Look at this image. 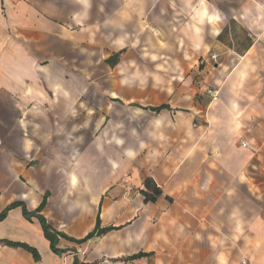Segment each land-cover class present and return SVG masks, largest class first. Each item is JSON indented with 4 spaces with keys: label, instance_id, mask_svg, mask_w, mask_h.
<instances>
[{
    "label": "crops",
    "instance_id": "1",
    "mask_svg": "<svg viewBox=\"0 0 264 264\" xmlns=\"http://www.w3.org/2000/svg\"><path fill=\"white\" fill-rule=\"evenodd\" d=\"M58 41L81 48L80 65ZM141 46L153 62L203 63L200 95L219 90L208 102L192 90L184 107L128 103L165 117L145 150L114 134L110 105L125 102L87 80L89 47L111 49L105 64L124 50L117 67ZM45 199L41 214L70 238L98 218L114 229L60 239L57 255L23 214ZM12 205L0 264H264V0H0V214Z\"/></svg>",
    "mask_w": 264,
    "mask_h": 264
},
{
    "label": "rangeland",
    "instance_id": "2",
    "mask_svg": "<svg viewBox=\"0 0 264 264\" xmlns=\"http://www.w3.org/2000/svg\"><path fill=\"white\" fill-rule=\"evenodd\" d=\"M78 36L80 38V35ZM59 38L64 39V37ZM59 45L58 41L57 53L72 54L77 58L75 63L80 65L79 58L84 55L81 48H72V52L68 47ZM110 52V48H88L90 57L87 79L89 90L102 91L105 96L103 100L107 104H109L107 98L110 96L118 97L125 102L123 106L118 103L110 105L109 110L112 111L114 108L115 113L114 117H110V119L120 120L121 123L119 127H115L114 134L133 135L138 149H144L146 145L148 147L159 145V142L154 139V135L160 133L156 124L158 120L165 117L130 108L128 103L133 102L143 106L169 103L172 108L184 107L187 104H184V100H187L192 90L196 91V102L214 100L207 94L200 95L199 93L206 86L211 88L209 82L204 79L206 74H199L204 69L201 62L194 65L191 63L153 62L145 56V48L141 46L132 48L129 56L120 65L111 69L103 62V58ZM212 67L210 66V69ZM191 112L194 111L191 110ZM204 113L207 112L202 110V112L196 113V118L201 120ZM144 150L141 152L142 156L146 153Z\"/></svg>",
    "mask_w": 264,
    "mask_h": 264
},
{
    "label": "trees",
    "instance_id": "3",
    "mask_svg": "<svg viewBox=\"0 0 264 264\" xmlns=\"http://www.w3.org/2000/svg\"><path fill=\"white\" fill-rule=\"evenodd\" d=\"M123 54H124V50L120 51L118 53H114L111 57H109L106 60L107 64L110 65L111 67H115L120 62V59H121ZM144 109L150 110L152 112L160 113L166 109H169V106L163 105V106H159V107H147ZM144 185H145L146 191H142V194L145 198V202L146 203H155L157 201V199L162 194L160 189L157 187V185L154 183V181L151 178H147L144 182ZM46 202L47 201L45 199L43 201V203L41 204V206L34 212H29L23 206V214H24L25 218L28 219L29 221H31L33 218L38 219V221L40 222L41 227L43 229L44 236L50 243L51 250L57 255H63L64 253H66V251L60 250L58 248V244L60 242V239H65V240H68L70 242H74L77 244H84V243H87L89 240H91L95 237L102 236L103 234L107 233L108 231L114 229V228L100 229V219L98 218L95 231H93L92 233L87 235L85 238L80 239V240L70 238L67 235L55 230L48 223L47 219L41 214L42 211L44 210L45 206H46ZM14 206L15 205L8 207L5 212L0 214V221H3L7 217L8 211L10 209H12ZM3 243L7 246L18 247V248H23V249L27 250L28 252L33 254L36 261H38L40 258L38 251L35 248L28 246L27 244L17 243V242H9V241H3ZM143 256H146V254H138V255L134 256L132 259L143 257Z\"/></svg>",
    "mask_w": 264,
    "mask_h": 264
},
{
    "label": "built area",
    "instance_id": "4",
    "mask_svg": "<svg viewBox=\"0 0 264 264\" xmlns=\"http://www.w3.org/2000/svg\"><path fill=\"white\" fill-rule=\"evenodd\" d=\"M210 59L212 60V61H216V59H217V56L216 55H212L211 57H210ZM205 63V62H204ZM206 94L210 97V98H212V99H216L218 96H219V90H214V89H207L206 90ZM243 146H246L245 144H243ZM241 264H249V262H248V260H243L242 262H241Z\"/></svg>",
    "mask_w": 264,
    "mask_h": 264
}]
</instances>
